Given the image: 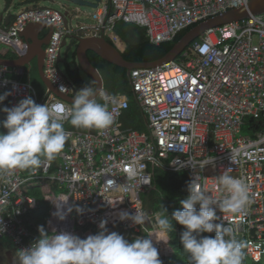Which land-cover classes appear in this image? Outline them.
<instances>
[{"label": "built area", "instance_id": "obj_1", "mask_svg": "<svg viewBox=\"0 0 264 264\" xmlns=\"http://www.w3.org/2000/svg\"><path fill=\"white\" fill-rule=\"evenodd\" d=\"M249 1L101 0L89 12L76 8L67 26L61 9L36 5L13 13L9 23H0V42L23 56L28 50L22 36L25 28L33 22L51 23L54 31L45 49L44 73L60 92L63 85L69 91L62 93L72 95L79 89L59 67L63 42L69 37L103 36L121 49L125 42L115 26L122 21L145 28L158 45L211 17L246 7ZM23 75L21 67L0 64V92L11 93L8 107L28 96L41 105L71 107L50 90L40 97L30 81L20 79ZM129 77L148 130L125 128L121 117L130 101L122 94H109L110 127L96 132L66 131L68 144L58 155L60 160L46 170L0 174V228L4 225L0 240L18 251L40 238L41 223L31 216L41 204L36 190L52 204L53 217L54 200L68 198L73 209L69 213L72 234L81 238L98 234L102 220L107 221L108 232L120 227L128 239L146 238L157 231L154 217L161 214L148 210L142 198L152 188L156 169L185 173L188 183L197 177L219 197L227 193L216 178L228 170L248 184L252 203L243 222L225 213L227 221L219 210L222 219L217 222L233 227L246 255L254 264H264V14L210 28L176 60L159 67L134 68ZM62 115L63 123L68 121ZM208 161L213 162L199 166ZM129 195L136 199L132 202ZM135 206L149 213L152 222L141 226L120 219L123 211L135 213ZM77 207L83 211H76ZM46 226L49 235L63 229L59 232L51 221ZM152 239L159 257L172 254L168 233L160 234L159 242L155 236Z\"/></svg>", "mask_w": 264, "mask_h": 264}, {"label": "clouds", "instance_id": "obj_2", "mask_svg": "<svg viewBox=\"0 0 264 264\" xmlns=\"http://www.w3.org/2000/svg\"><path fill=\"white\" fill-rule=\"evenodd\" d=\"M60 90L69 91L63 85ZM9 95L10 92L0 94V104ZM110 102L108 93L90 84L74 93L70 108L41 105L31 96L15 106L4 107L2 111L6 113V118L0 121V127L7 132L0 131V174H9L17 169L46 170L63 151L68 140L62 114L67 115L68 122L75 128L103 131L113 124ZM212 162H201L199 166L205 167ZM216 179L221 191L227 195L213 196L207 186L195 177L188 184V196L179 201L183 210L173 211L170 218L156 214L157 231L148 233L146 238L137 237L129 242L115 231L109 233L106 220L100 222L101 231L98 234L87 238L69 232L54 231L49 235L41 226L40 238L31 247L16 252L15 264H162L152 237L155 236L157 242L161 241L158 239L160 233L173 230L172 221L184 226L180 240L183 250L188 253L189 264H243L242 243L233 227L217 222L222 219L217 210L223 213L225 220L227 213L239 216L243 222L252 203V195L244 179L233 177L228 170ZM128 197L132 202L136 199L135 195ZM108 202L113 204L110 200ZM135 209V213L121 212L120 219H130L141 226L152 222L153 217L149 213L137 206ZM72 210V207L67 211L58 207L54 215L64 220ZM76 211L83 210L77 207ZM48 214L47 222L53 217L50 211ZM3 231L4 225L0 228V232ZM213 232L214 236L202 235Z\"/></svg>", "mask_w": 264, "mask_h": 264}, {"label": "trees", "instance_id": "obj_3", "mask_svg": "<svg viewBox=\"0 0 264 264\" xmlns=\"http://www.w3.org/2000/svg\"><path fill=\"white\" fill-rule=\"evenodd\" d=\"M10 1L11 0H9V3ZM193 27L194 26H191L183 30L172 41L163 42L158 45L154 44L149 39L145 28L136 24L121 21L116 24L115 31L127 45L125 51L122 53L126 60L131 62H152L165 56L182 38V36ZM88 56L91 62L100 70V73L107 81V85H117L121 92L129 95L130 101L132 102L134 92L132 90V86L129 85L127 69L114 65L93 52H89ZM0 57L14 58L16 57V54L10 47H7L0 42ZM71 76L78 86V89H81L86 85H90V83L82 79L79 74V70L72 71ZM63 127L65 130L84 132L97 131L95 129L86 130L75 128L69 122L63 124ZM244 133H248L246 128L244 129ZM188 184L187 175L185 173L168 172L162 169H156L152 178V188L148 192L142 194L145 207L148 210L159 211L164 216H167L169 213H172L177 209L183 210V206L179 203V201L188 196ZM35 194L36 196L39 194L41 204L39 209L36 212H33L31 216L35 221H39L37 213L44 211L43 203L49 206L47 214L50 211L52 204L44 202V200L40 197L38 190H36ZM48 218L49 214L47 219ZM172 223L174 227L173 230L168 232V235L170 237V245L173 248V253L170 256H163L159 258L161 259L162 264H189L188 253L183 250L180 240V235L184 230V226L180 225L176 221H172ZM202 235L214 236L215 233H203ZM127 240L132 242L131 239ZM243 253V264H254V262L246 255L244 250Z\"/></svg>", "mask_w": 264, "mask_h": 264}, {"label": "water", "instance_id": "obj_4", "mask_svg": "<svg viewBox=\"0 0 264 264\" xmlns=\"http://www.w3.org/2000/svg\"><path fill=\"white\" fill-rule=\"evenodd\" d=\"M57 1V0H53ZM76 4L77 6H84L95 8L99 5L101 0H68ZM264 14V0H250L246 7L233 8L220 15L211 17L191 28L182 38L171 48V50L162 58L152 62H131L126 60L122 55V50L115 44L109 41L107 38L101 37H87L76 38L77 43L76 55L78 63L83 71L89 75L95 82V88L103 89L104 81L98 68L91 62L88 56V51H93L99 55L102 59L125 68L128 71V75L134 68H152L159 67L168 62L176 60L182 52H184L196 39H198L205 31L210 28L224 25L227 23L239 21L249 18L251 15ZM65 24L67 26L68 19L63 15ZM2 17H0V22ZM11 21V14L7 17V23ZM48 29L45 36H41V32ZM54 29L51 23L47 21L30 23L22 33L23 38L28 43V50L23 55L16 59L1 58L0 64H6L11 67H19L23 65H31L36 60L39 73L44 83L49 88L50 92L57 97L72 103L74 95L64 94L60 92L46 77L44 73V61H45V49L50 42ZM70 38V37H69ZM67 39L64 40L63 46H66ZM60 62H63L60 56ZM73 233V224L70 225V232Z\"/></svg>", "mask_w": 264, "mask_h": 264}, {"label": "crops", "instance_id": "obj_5", "mask_svg": "<svg viewBox=\"0 0 264 264\" xmlns=\"http://www.w3.org/2000/svg\"><path fill=\"white\" fill-rule=\"evenodd\" d=\"M2 1H3V3H2V6L0 5V11L2 12V15L4 16V18H3V16H0V17H2V21L0 23H2V24L5 25V24H7L6 15L8 17V15L11 14V20H12L13 19V13H14L12 9H14L17 5L24 3V0H11L10 3H9V0H2ZM26 1L29 2V5H27V7H33V6H36V5H43L42 3L37 4L34 0H26ZM64 6H67V4H64ZM79 7L83 10V7L84 6H76V7H73L70 10L69 14H66L63 11L66 14V18L68 19L71 16V14L74 13L75 9L76 8H79ZM24 8H26V7L24 6ZM5 10L6 11L8 10L7 11V14H6ZM83 11H86V10H83ZM87 12H89V11H87ZM47 31H48V29L43 30L41 32V36H45L47 34ZM69 40H67L66 46H68V41ZM66 46H64V47H66ZM76 47H77V43L75 42V40H73V42L71 41V46L68 47V50L66 52V56H63V53H61V57L63 59V62H60V63L65 64V69H66V71H63V72L68 76V78L78 88V86L76 85L75 81L73 80V78L71 76V73H72V71L79 70V74L82 77V79L84 81L92 84V86H94L93 88H95V82H94V80L83 71V69L80 67V65L78 63V59H77V55H76ZM126 47H127L126 43H125V46L122 45V48H121L122 52L125 51ZM89 52H93V51H88V54H89ZM93 53H95V52H93ZM16 58H18L17 55H16V57L9 58V59H16ZM19 67H21L22 70H23V72H24V75L21 76V78H20L21 80L30 81V83L35 88L36 86H35V83L32 80V75H31V73L33 71V68H35L34 70H35L37 76L44 83V81H43V79H42V77H41V75L39 73L38 66H37V61L36 60H34L31 63V65H23V66H19ZM102 77H103V75H102ZM103 81H104L103 90L106 93H108V94H122V95L126 96L129 99V101H130L129 95L127 93L121 92L119 90V87H117V85L111 84L110 86H108L107 85V81L105 80L104 77H103ZM128 81H129V85L131 86V82H130L129 75H128ZM44 85H45L46 89H44V90L41 91V92L44 93L42 95L39 94L38 93V89L35 88L36 92L41 97H44L46 95L47 91L49 90V88L47 87V85L45 83H44ZM0 93L3 94L5 92H0ZM72 95H74V94H72ZM7 98L4 100V102H3L2 106H1L2 109L4 107H8ZM70 104L72 106V103H70ZM2 114L3 115H6V113H4L3 111H2ZM2 118H4V117H2ZM67 122L68 121L64 122L63 124H66ZM121 122H122V124H123V126L125 128H133V129H137V130H140V131H147L148 130L147 120L145 119V117H144V115L142 113L141 106H140L139 102L137 101L136 97L134 96V93H133L132 102L130 101V107H129L128 110L125 111V113L121 117ZM66 131L77 132V131H74V130H66ZM81 132H84V131H81ZM67 144H68V140L66 141L65 146ZM58 160H60L59 156H58V159H56L54 162H56ZM169 239H170V237H169ZM0 243L2 244L3 249H4L3 250V253H0V264H15V257H13V255L17 252V250H15V248L12 246V244L10 242H8V241L0 240ZM12 251H14L13 252L14 253L13 255H12Z\"/></svg>", "mask_w": 264, "mask_h": 264}, {"label": "rangeland", "instance_id": "obj_6", "mask_svg": "<svg viewBox=\"0 0 264 264\" xmlns=\"http://www.w3.org/2000/svg\"><path fill=\"white\" fill-rule=\"evenodd\" d=\"M37 4H39V3H42L43 5H48V6H51V7H54V8H56V9H61L62 11H64L66 14H69V12H70V10L73 8V7H76L77 5L76 4H74L73 2H71V1H68V0H57V1H53V0H34ZM2 3H3V1L2 0H0V5L2 6ZM64 4H67V6H64ZM27 5H29V2L28 1H26V0H24V3H22V4H19V5H17L14 9H12L13 10V12L14 13H17L19 10H21V9H23L24 8V6L25 7H27ZM83 10H86V11H92V9L91 8H89V7H83ZM70 39V40H69ZM68 40V46H66V47H63V49H62V53H63V56H66V52H67V50H68V47L69 46H71V41L73 42V39H71V38H69ZM59 67L61 68V70L62 71H66V69H65V64H63V63H59ZM35 68H33V71H32V73H31V75H32V80H33V82L35 83V88H37L38 89V93L39 94H44L43 92H41L42 90H44V89H46V87H45V85H44V83L42 82V80L41 79H39V77L37 76V74H36V72H35V70H34ZM0 94H2V93H0ZM38 94V95H39ZM41 97V96H40ZM4 102V101H3ZM3 104V103H2ZM2 104H0V121H2V120H4L5 118H6V115H3L2 114V108H1V106H2ZM2 117H4V118H2ZM0 131H3V132H7V129H5V128H2V127H0ZM57 159H58V157H57ZM39 191V193H40V197L44 200V198H43V195L41 194V191L40 190H38ZM58 193H61V191L60 190H58L57 191ZM38 198H39V194H38ZM149 198H150V196H149ZM45 202V201H44ZM43 205H44V211L43 212H41V213H37V218H38V220H39V222L41 223V226H43V228H44V230L49 234V232H48V230H47V226H46V223H47V217H48V214H47V209H48V205L47 204H45V203H43ZM150 208V207H149ZM171 214L172 213H169L168 215H167V217L168 218H170V216H171ZM51 219V218H50ZM113 231H115V232H117V233H119V234H121V235H123L124 237H125V239H128L129 238V235H128V233L127 232H125V231H123V230H121L120 229V227H118V228H116V229H114V230H111L110 232H113ZM109 232V233H110ZM135 239H132V241H134ZM3 246H2V244L0 243V253H3ZM14 251H12V255L14 254L13 253ZM173 253V252H172ZM16 254V253H15ZM14 254V255H15ZM13 255V257H15ZM170 255H172V254H170Z\"/></svg>", "mask_w": 264, "mask_h": 264}, {"label": "bare ground", "instance_id": "obj_7", "mask_svg": "<svg viewBox=\"0 0 264 264\" xmlns=\"http://www.w3.org/2000/svg\"><path fill=\"white\" fill-rule=\"evenodd\" d=\"M63 199H67V198L61 197L60 199L54 200L55 208L53 210V214L57 211L58 207L63 208L65 211H67V209L69 208V201L68 199L67 201H64ZM50 220L53 223L54 228H57L59 232L61 230V227L63 228L61 232H70V225L72 222L70 221L69 213L67 214L64 220H60L56 215H54V217H52ZM160 234H163V233H160Z\"/></svg>", "mask_w": 264, "mask_h": 264}]
</instances>
